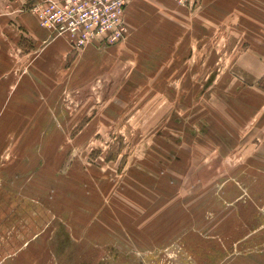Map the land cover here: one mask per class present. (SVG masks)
Masks as SVG:
<instances>
[{
	"label": "rangeland",
	"instance_id": "374dc122",
	"mask_svg": "<svg viewBox=\"0 0 264 264\" xmlns=\"http://www.w3.org/2000/svg\"><path fill=\"white\" fill-rule=\"evenodd\" d=\"M42 1L0 0V259L42 235L45 264L230 262L235 204L264 220V77L230 6L132 0L125 37L71 39L58 75L28 33Z\"/></svg>",
	"mask_w": 264,
	"mask_h": 264
},
{
	"label": "crops",
	"instance_id": "0c3cea01",
	"mask_svg": "<svg viewBox=\"0 0 264 264\" xmlns=\"http://www.w3.org/2000/svg\"><path fill=\"white\" fill-rule=\"evenodd\" d=\"M207 1L211 2L212 0H205L206 3ZM214 1L216 2V9H218L219 11L220 7L227 8L230 6L233 21L232 30L234 32H237L238 34H242L244 40L242 42L243 45H245L244 52L241 55V58L243 59L239 60L241 63L244 62L252 63V65H257L254 70L252 69L248 71L247 74L250 76L249 78H254L257 80L261 79L262 77H264V0ZM222 13L223 12L219 14L222 15ZM28 33L33 37V40L31 41L33 45L32 50L41 48V51L38 55V57H40L39 64L41 66L42 64H45L47 72L52 71L58 75L64 74L65 60L69 58V54L71 53L72 48L70 36L63 35L54 37L46 28L42 26L40 27L36 21L35 23L29 25ZM99 44L105 45V43L101 42L100 40H95V43L88 47L89 52L91 53V50L97 47ZM76 57L79 58L78 56ZM73 66L74 62L72 64V67ZM38 70L41 73V69ZM55 77H57V75ZM29 78L31 79L32 76H29ZM258 184L259 186L262 185L264 187V183ZM227 186L228 185H226V187ZM231 188L233 189V191L240 190L241 192V189L245 190V188L248 191L251 186L250 184L243 185L239 183L237 184V182H235L232 184ZM232 197V200H234L235 196L233 195ZM250 199L246 198L243 201H249L248 204H250ZM243 201L237 202L240 207L241 205H243ZM247 208L248 217L244 218L240 214L237 204H235L234 206L232 220H235L232 222V228L236 224L243 223L247 224L248 230L244 235L238 236L237 240L239 242L236 245L232 246V251H230L229 253H226L227 251H223L222 248L219 251H216V254L218 256H231V259L229 260L230 262H225V260H222L221 264H264V242L262 244L254 243L255 246L248 247V249L241 248V240L261 241V239H264V230H261L260 227H257V225H260L262 223L264 228V220L260 221L257 219L258 216L256 214L260 212H257L258 210L256 209V204L254 206L249 205ZM220 229H218L217 231L218 234L224 235L226 231L222 232L220 231ZM38 236L40 237L39 243L37 241ZM38 236L36 235V237L34 238L30 237L28 238L29 240H25V242H23V244L18 247V250H15L5 258L0 259V264H45L43 262H40V259H38L39 261L37 260L38 255H41L37 254L36 251H41L43 249V246H45V244L48 242V238H44L42 237V235ZM33 239L35 240L34 242ZM9 246L10 248H13L12 245Z\"/></svg>",
	"mask_w": 264,
	"mask_h": 264
},
{
	"label": "built area",
	"instance_id": "2783aa9c",
	"mask_svg": "<svg viewBox=\"0 0 264 264\" xmlns=\"http://www.w3.org/2000/svg\"><path fill=\"white\" fill-rule=\"evenodd\" d=\"M132 0H44L34 5L40 25L54 37L69 34L72 44L121 41L127 32L126 10ZM194 5L201 0H174Z\"/></svg>",
	"mask_w": 264,
	"mask_h": 264
}]
</instances>
